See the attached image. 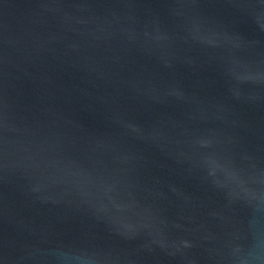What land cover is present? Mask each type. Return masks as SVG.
Masks as SVG:
<instances>
[{
    "label": "water",
    "instance_id": "obj_1",
    "mask_svg": "<svg viewBox=\"0 0 264 264\" xmlns=\"http://www.w3.org/2000/svg\"><path fill=\"white\" fill-rule=\"evenodd\" d=\"M0 264H264V0H0Z\"/></svg>",
    "mask_w": 264,
    "mask_h": 264
}]
</instances>
